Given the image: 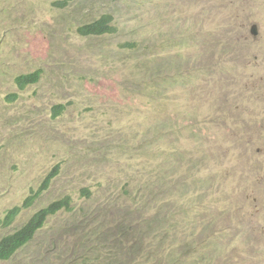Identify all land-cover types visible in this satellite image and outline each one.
Here are the masks:
<instances>
[{
  "label": "rangeland",
  "instance_id": "1",
  "mask_svg": "<svg viewBox=\"0 0 264 264\" xmlns=\"http://www.w3.org/2000/svg\"><path fill=\"white\" fill-rule=\"evenodd\" d=\"M60 1L0 0V221L60 167L0 240L73 207L2 264H264V0Z\"/></svg>",
  "mask_w": 264,
  "mask_h": 264
},
{
  "label": "trees",
  "instance_id": "2",
  "mask_svg": "<svg viewBox=\"0 0 264 264\" xmlns=\"http://www.w3.org/2000/svg\"><path fill=\"white\" fill-rule=\"evenodd\" d=\"M70 0H65L59 2L57 6L65 7ZM115 16L112 13L103 14L98 20L88 22L78 28L77 32L82 37H100L104 35H112L118 32V28L114 25ZM121 47L135 48V43H124ZM145 62H147L145 60ZM144 62V63H145ZM175 63H169L168 61L162 59V62L157 66V79L156 84L160 86V83L165 81L164 70L171 68V65ZM149 69L152 65H147ZM177 70H181V64L177 65ZM43 71L41 69L36 70L33 73L27 75H21L16 78V84L19 91H25L29 86L36 85L40 82L42 78ZM176 79V78H170ZM160 89V88H159ZM18 94L11 95L9 100L16 101L18 99ZM64 106L58 105L55 107V116L61 114ZM57 166L54 171H52L46 179L43 181L41 186L37 191H34L31 196H29L22 206H17L8 211L6 216L2 221H0V226L5 228L10 227L14 224L16 219L21 215L24 209H30L35 202L41 198V195L49 189L53 180L57 177L58 169ZM73 210L72 201L70 197H66L62 200L56 201L49 206L36 212L31 219L26 222L21 228H19L14 234L7 235L0 240V263L3 261L10 260L16 253L20 252L23 248L28 246L36 237V235L46 226L49 218L56 216L57 214L67 211L71 212Z\"/></svg>",
  "mask_w": 264,
  "mask_h": 264
},
{
  "label": "clouds",
  "instance_id": "3",
  "mask_svg": "<svg viewBox=\"0 0 264 264\" xmlns=\"http://www.w3.org/2000/svg\"><path fill=\"white\" fill-rule=\"evenodd\" d=\"M60 2H62V1H60ZM57 3H58V2H57ZM257 28H258V27H257ZM252 29H253V28H252ZM258 32H259V28H258ZM258 34H259V33H258ZM258 34H257V35L252 34V30H251V35H253L254 37H257ZM112 35H114V34H112ZM104 36H105V35H104ZM89 37H93V36H89ZM100 37H102V36H100ZM123 48H128V47H123ZM201 147H202V146H201ZM209 169H210V168H209ZM206 172H209V170L206 171ZM206 176H207V175L201 174V175H199L198 177H196V178H195L194 185H195L196 187H199V188L206 187V186H207V183H206ZM45 179H46V178H45ZM54 180H55V179H54ZM54 180H53V181H54ZM42 183H43V182H42ZM51 184H52V183H51ZM40 186H41V185H40ZM38 189H39V188H38ZM36 191H37V190H36ZM46 191H47V190H46ZM46 191H45V192H46ZM33 192H34V191H32V193L30 194V196L33 194ZM45 192H44V193H45ZM44 193H43V194H44ZM43 194H42V195H43ZM42 195H41V196H42ZM58 201H59V200H58ZM24 202H25V201H24ZM24 202H23V204H24ZM55 202H56V201H55ZM53 203H54V202H53ZM48 206H49V205H48ZM24 210H25V209H24ZM63 212H64V211H63ZM10 227H11V226H10ZM3 228H5V227H3ZM7 228H9V227H7ZM16 231H17V230H16ZM16 231H15V232H16ZM15 232H13V233H11V234H9V235L14 234ZM5 237H6V236H5ZM3 238H4V237H3ZM23 249H24V248H23ZM23 249H22V250H23ZM17 254H18V252L16 253V255H17ZM16 255H15V256H16ZM15 256H14V257H15ZM14 257H13V258H14ZM13 258H11L10 260H12ZM10 260H7V261H10ZM7 261H3V262H1L0 264H2V263H4V262H7Z\"/></svg>",
  "mask_w": 264,
  "mask_h": 264
},
{
  "label": "water",
  "instance_id": "4",
  "mask_svg": "<svg viewBox=\"0 0 264 264\" xmlns=\"http://www.w3.org/2000/svg\"><path fill=\"white\" fill-rule=\"evenodd\" d=\"M258 33L259 32H258L257 26H254L253 29H252V34L257 35Z\"/></svg>",
  "mask_w": 264,
  "mask_h": 264
}]
</instances>
